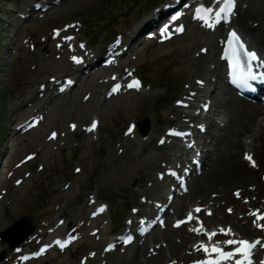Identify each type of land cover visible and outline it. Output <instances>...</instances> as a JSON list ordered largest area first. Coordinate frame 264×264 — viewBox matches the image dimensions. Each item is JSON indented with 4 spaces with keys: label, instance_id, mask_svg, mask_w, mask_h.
<instances>
[{
    "label": "rangeland",
    "instance_id": "obj_1",
    "mask_svg": "<svg viewBox=\"0 0 264 264\" xmlns=\"http://www.w3.org/2000/svg\"><path fill=\"white\" fill-rule=\"evenodd\" d=\"M34 1L0 0V95L7 93L0 109L6 135L5 141H0V233L21 217H28L30 224L38 228L46 221L55 223L62 218L66 220L63 233L72 227L88 232V223L82 224V220L87 218L90 197L96 194L99 201L110 205V214L91 224L104 226L98 236L108 238L110 230L117 231L124 225L131 206L137 205L142 195L165 198V192L157 195L150 183L158 169L162 170L160 164L167 160L159 159V167L153 168L150 156L156 151L160 135L171 124V116L180 112V108H173L176 99H183L186 85L195 83L196 78L213 84L219 72L211 51L217 35H208L189 24L182 36L170 42L148 40L139 45L124 61L143 77L142 92L105 100L103 74L111 69H103L70 92L55 96L41 90L40 84L49 83L50 76L66 75L71 68L69 56L61 54L53 44V27L74 20L83 22L80 37L102 53L116 32L129 34L164 0H64L41 18L38 12L29 19L22 18L26 10L34 11ZM201 46H209L206 55L201 54ZM199 58L204 67L201 74H193L192 66ZM220 78L216 99L224 100L228 95L224 79ZM38 113H45L46 119L37 129L12 136L18 122ZM93 116L100 119V127L97 133L86 134L85 124ZM144 118L150 121V135L142 136L137 130L134 137L123 136L128 122L138 123ZM70 122L76 124V130L70 129ZM52 130L59 134L56 140L50 139ZM211 132L206 138L215 143L220 131L215 127ZM31 152L37 153L36 157L18 167V161ZM263 171L264 168L260 170ZM237 186L231 185V194ZM192 199L190 204L206 198L195 195ZM228 204L222 206V212ZM98 236L87 243L79 241L65 253L52 252L29 264H80L83 254L102 248ZM173 241H181L178 232ZM4 250L7 264L12 259L7 244L0 240V253ZM120 254L109 256L106 264H114ZM101 260L88 259L85 264H100Z\"/></svg>",
    "mask_w": 264,
    "mask_h": 264
},
{
    "label": "bare ground",
    "instance_id": "obj_2",
    "mask_svg": "<svg viewBox=\"0 0 264 264\" xmlns=\"http://www.w3.org/2000/svg\"><path fill=\"white\" fill-rule=\"evenodd\" d=\"M246 1L247 5L239 10V15L232 24L237 25L245 35L251 36L254 44L256 43L260 52L264 55V0ZM37 2L41 1H34V5ZM212 52H215V48H212ZM219 65L221 66V63ZM203 67L202 58L196 59L192 66V73L200 74ZM221 69L222 67H220ZM195 88H198V85L194 83L192 89ZM218 95L215 91L211 94L212 99L215 100L214 113L222 115L225 118L224 126L219 127L220 132L212 149L209 150L208 144H204L207 155L205 171L201 176L193 180L190 192L180 198V201L189 205L195 195L206 198L210 192L215 191L221 195L222 199L231 203L234 207L243 209L247 204L240 202L231 194V185H238L237 187L241 188L246 196L255 195L256 193L259 195V200L253 201L254 207H257L261 203L260 197H263L264 192V183L260 173V170L264 168V117H260L262 114L264 116V105L261 103L256 105L249 104L239 99L231 91L228 92V97L224 100H217ZM211 97L208 98L211 99ZM203 101L204 103L207 102ZM171 121L172 124L180 123L177 117H173ZM211 130H213V126H211ZM138 145H141V143ZM169 148V145L157 146L156 151L150 156V166L153 168L159 167V159L168 156ZM159 149L161 150L160 152L158 151ZM244 149L246 150L244 151ZM241 150V157L239 159L238 153ZM245 153L249 155L254 154L259 167L254 168L250 166L247 163L248 160L243 159ZM249 184L255 186L254 191L252 187L249 188ZM156 189H162L160 183L157 184ZM222 211L223 208L220 205L217 206L214 215L207 217L209 223L217 217L231 222L237 232L244 233V229H248L254 235L257 234L256 229L251 226L250 217L245 215L246 221L242 223L237 217H231ZM178 231L183 238L180 243L173 241V235ZM192 237L193 235L185 228L178 230L170 228L167 231H155L151 239H167L169 243L168 248L162 247L156 256L147 257L144 248L137 249L133 246L131 249L132 254L118 255L113 263L153 264L157 260L163 261L164 259L172 260L173 258H179L185 260L189 256V252L186 249Z\"/></svg>",
    "mask_w": 264,
    "mask_h": 264
},
{
    "label": "snow or ice",
    "instance_id": "obj_3",
    "mask_svg": "<svg viewBox=\"0 0 264 264\" xmlns=\"http://www.w3.org/2000/svg\"><path fill=\"white\" fill-rule=\"evenodd\" d=\"M216 2L219 4V7L212 8L210 6L205 5H199L196 9V12L194 13V19H198L203 22V24L209 28L214 27L215 24L220 23L221 21H228L231 16L234 15V9L236 7V0H216ZM36 7H40L39 4L36 5ZM177 17L173 16L172 19L175 20ZM168 26L165 25L164 28L161 29V33L164 34L167 30ZM177 32L183 31V27L177 28ZM58 34V33H57ZM231 42H239L238 46L240 49H244V55L248 58V61H260V66H264V59L257 56V54L254 51H249L245 48L244 43L241 41V37L237 34L235 30H233L230 33ZM65 39H71V37H65ZM83 47V45H81ZM205 51V50H202ZM233 55H236L235 50H233ZM74 60L77 58L73 57ZM77 62H79L77 60ZM239 66L237 62V67ZM264 75V74H261ZM236 79L238 81H241L243 85L249 86L248 81L249 80H255L257 79V74L253 73L251 71V64H248V68L237 74ZM129 88H139L140 83L137 80H133L131 83L127 85ZM120 88V85H115L112 89V92L118 91ZM111 95V93H109ZM73 128L75 125L72 126ZM96 127V122L94 121L92 126L88 129V131H92ZM179 134L180 133H174ZM56 134L53 133V137ZM161 143H164L162 140ZM245 159L248 160L253 167L256 166V163L253 159V157L249 154H245ZM79 171V169H77ZM19 183V181L17 182ZM237 196L240 195L239 192L236 193ZM99 211H103V207L99 209ZM195 212H200L201 209L197 207L194 209ZM231 212V209H229ZM211 214V213H209ZM250 215H253L255 219L253 220V223L256 224L257 220H264V213H261L259 209L255 210L254 212L250 213ZM195 217H193L192 213L190 212L188 214L187 220H193ZM181 223H185V221H178L177 226ZM257 227L264 230V224H258ZM191 231L194 232H201L204 231L205 235H207L208 240L211 241L213 237L217 236L216 231L207 232L204 230L203 225H201L199 228H193ZM220 233H222L225 236H228L231 234L232 230L230 228L225 229L221 228L219 230ZM76 237L70 236L69 240H65L63 242L57 240L56 243L63 249L67 243L70 242V240L75 239ZM132 240L131 236H128L125 240V242H130ZM225 245L234 246L230 251H225L223 247L220 246L221 242L217 241L212 244H204L201 243L199 248L197 250H203L205 253L208 254V258L206 260L202 261H196L195 264H221V261H231L232 264H264V260L254 262L252 250L256 248L257 246L264 247V242H261L260 240L257 241H248V240H237V239H226L222 242ZM109 247H112L111 245ZM43 251V249H41ZM215 253L216 255L213 256L212 254ZM26 258V257H25Z\"/></svg>",
    "mask_w": 264,
    "mask_h": 264
},
{
    "label": "water",
    "instance_id": "obj_4",
    "mask_svg": "<svg viewBox=\"0 0 264 264\" xmlns=\"http://www.w3.org/2000/svg\"><path fill=\"white\" fill-rule=\"evenodd\" d=\"M145 124V128L148 127V119H145L143 122ZM22 231V232H21ZM33 231L32 226L28 218L23 217L15 221L13 225H11L8 229L2 232V237L9 241L10 246H14L20 241H22L25 237H27ZM20 233L16 239H12L11 237Z\"/></svg>",
    "mask_w": 264,
    "mask_h": 264
},
{
    "label": "trees",
    "instance_id": "obj_5",
    "mask_svg": "<svg viewBox=\"0 0 264 264\" xmlns=\"http://www.w3.org/2000/svg\"><path fill=\"white\" fill-rule=\"evenodd\" d=\"M7 96V93L5 94H2V95H0V109H1V103H2V101H3V99L5 98ZM1 113V112H0ZM1 116H2V114H1ZM2 119H0V141L2 140V137H3V121H1Z\"/></svg>",
    "mask_w": 264,
    "mask_h": 264
}]
</instances>
